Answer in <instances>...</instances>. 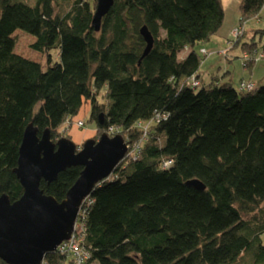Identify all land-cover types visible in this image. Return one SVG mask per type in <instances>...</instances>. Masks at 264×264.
I'll use <instances>...</instances> for the list:
<instances>
[{
    "label": "trees",
    "instance_id": "1",
    "mask_svg": "<svg viewBox=\"0 0 264 264\" xmlns=\"http://www.w3.org/2000/svg\"><path fill=\"white\" fill-rule=\"evenodd\" d=\"M95 6L0 0V194L11 202L22 195L13 169L25 128L33 124L38 135L48 129L52 141L69 138L63 128L88 102L96 134L112 128L138 148L80 206L88 252L82 264H264V85L252 82L246 91L244 80L236 89L217 78L200 85L208 53L202 48L199 56L195 46L219 32L222 0H114L98 31L91 25ZM263 6L240 0L238 26ZM143 26L153 38L145 56ZM17 30L34 38L30 47L45 55V68L15 52ZM245 33L227 39L225 56ZM256 34L264 40L263 29ZM241 49L258 53L264 43ZM81 170L69 167L40 189L61 201ZM43 262L75 259L54 250Z\"/></svg>",
    "mask_w": 264,
    "mask_h": 264
},
{
    "label": "water",
    "instance_id": "2",
    "mask_svg": "<svg viewBox=\"0 0 264 264\" xmlns=\"http://www.w3.org/2000/svg\"><path fill=\"white\" fill-rule=\"evenodd\" d=\"M114 0H96L91 25L98 31L101 19ZM140 34L146 43L143 55L148 54L153 38L145 26ZM102 115H100L101 120ZM127 145L120 134L101 133L97 139H88L77 146L67 137L52 141L48 129L38 135L29 124L23 133L13 172L23 192L15 201L0 194V260L5 264H42L47 252L68 240L83 200L96 184L106 179L124 158ZM82 170L61 201L46 195L40 182L54 181L69 167ZM199 190L204 185L190 180Z\"/></svg>",
    "mask_w": 264,
    "mask_h": 264
},
{
    "label": "rangeland",
    "instance_id": "3",
    "mask_svg": "<svg viewBox=\"0 0 264 264\" xmlns=\"http://www.w3.org/2000/svg\"><path fill=\"white\" fill-rule=\"evenodd\" d=\"M32 1V0H31ZM225 16H226V23L230 20L235 21V26L239 25V0H222ZM261 21H264V6L261 10ZM262 22L257 23L255 20H250L249 22L245 23L243 28L245 30L244 37L241 38V42L233 46L225 56L224 51L230 48L228 45L227 39H231V35L227 36L224 34L221 38H214L208 43H199L195 46V50L199 56H202L200 49H205L208 53L205 57H203V61L200 65L199 74H200V85H207L211 81L215 80L216 78L220 83L230 82L232 83L233 87L237 89V84L242 76V68H243V51H241L242 43H250L252 40L258 42L259 46H262L264 40H260L259 35L256 34L254 37V30L258 27H262ZM233 28V27H232ZM231 28V29H232ZM13 36L16 39L15 45V52L20 54L23 57L31 59L36 62H40L42 67H46V59L45 55L35 52L31 49V44L34 42V38L27 33L17 30ZM186 53V50L182 51L179 56L183 57ZM52 61H57V51L52 50ZM259 62V61H258ZM259 64H263V68L259 71V75L264 74V59L260 61ZM229 71V72H228ZM228 72V73H226ZM249 75V72L246 71ZM264 85V84H260ZM200 86V87H201ZM89 116V103L84 102L82 109L80 110L79 114L74 118L73 122L70 125H65L62 130L63 134L68 135L69 139H71L77 146H81L86 140L88 139H97L100 134H96L97 131L95 129V124L88 121ZM82 120L84 125L82 127H78L76 125V121ZM262 241L264 244V236L262 237Z\"/></svg>",
    "mask_w": 264,
    "mask_h": 264
},
{
    "label": "built area",
    "instance_id": "4",
    "mask_svg": "<svg viewBox=\"0 0 264 264\" xmlns=\"http://www.w3.org/2000/svg\"><path fill=\"white\" fill-rule=\"evenodd\" d=\"M242 31H243V28L240 26L232 28L230 31V35H231L232 40H236L242 34ZM201 52L203 54H206L205 50H202ZM263 57H264V50L261 52H258V53L244 52L242 59L246 62L247 61L248 62L249 61L255 62V61L262 59ZM197 84H198L197 81H192L193 86H196ZM253 86H254V84L252 82H244L243 81L240 83V89L241 90L249 91L253 88ZM75 123L78 127H82L84 125L82 120H78ZM138 125H140V123H138ZM142 128L144 130L143 136H145L146 130H147V124L143 125ZM108 134H111L110 136L114 135L112 128H109ZM137 148H138L137 145H134L132 147H129L127 145L126 154L127 153H129V154L133 153L135 151V149H137ZM170 163H171L170 161H166L163 165L167 166ZM79 211H80V208H79ZM80 214H82V212ZM82 243H83V227H82L79 219L76 218L74 228H73V231H72L69 239L61 242L57 246L56 250H58L59 252L68 253L69 255L73 256L75 259V264H82L84 259L88 258V252H86ZM42 264H44V262H42Z\"/></svg>",
    "mask_w": 264,
    "mask_h": 264
},
{
    "label": "crops",
    "instance_id": "5",
    "mask_svg": "<svg viewBox=\"0 0 264 264\" xmlns=\"http://www.w3.org/2000/svg\"><path fill=\"white\" fill-rule=\"evenodd\" d=\"M224 12H225V10H224ZM260 15H261V12L257 16V18L252 19V20H255L257 23H261L262 22L261 21L262 19H261V16ZM234 23H235L234 20H230L228 23H226V16H225V13H224L223 24H222L219 32L212 39L218 38V37L221 38L224 34H226L228 36L231 28L235 26ZM262 24H263L262 27H258L257 29H263L264 30V21L262 22ZM261 39H264V36ZM259 63H260V61L259 62H256V63H253L250 66V68H248L247 66H243L241 73H242V76H244V78H241L240 81L241 80L251 81V82H253L256 85L257 84H264V74L259 75V71L261 70V68H263V67H261V66H263V64H259ZM246 71L249 72V75L246 73ZM228 72H226V73H228Z\"/></svg>",
    "mask_w": 264,
    "mask_h": 264
}]
</instances>
